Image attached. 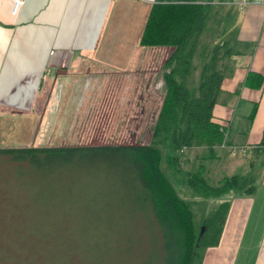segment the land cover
<instances>
[{
	"label": "trees",
	"instance_id": "1",
	"mask_svg": "<svg viewBox=\"0 0 264 264\" xmlns=\"http://www.w3.org/2000/svg\"><path fill=\"white\" fill-rule=\"evenodd\" d=\"M210 1L156 0L147 12L139 45L171 48L160 65V99L146 130L147 142L34 146L33 132L24 143L0 145V160L13 165L16 188L25 193L20 211L35 218L33 230L46 226L49 219L44 215L73 212L81 242L102 258L112 242L115 248L139 242L133 232L146 221L159 229L163 264H201L198 250L217 244L230 197L252 195L256 175L235 172L209 183L205 163L200 162L218 158L216 149L224 144V127L211 120V111L232 54L226 42L202 37ZM139 95L129 102L127 94L122 103L128 102L127 111L133 107L141 116L146 105ZM192 149L202 155L186 167ZM263 149L264 127L254 147L258 153ZM98 168L118 175L113 174L112 196L73 197L77 183L92 178ZM193 204L201 206L198 222ZM90 229L93 234L88 236ZM89 239L93 247H88Z\"/></svg>",
	"mask_w": 264,
	"mask_h": 264
},
{
	"label": "crops",
	"instance_id": "2",
	"mask_svg": "<svg viewBox=\"0 0 264 264\" xmlns=\"http://www.w3.org/2000/svg\"><path fill=\"white\" fill-rule=\"evenodd\" d=\"M211 1L202 37L213 43L226 42L232 51L211 120L224 127L225 146L220 149L229 159L235 158L229 165L249 166L251 160L254 163L264 157V149L260 153L254 150L264 127V1L251 2L243 9L231 0ZM154 3L156 0H22L12 14L9 0H0V145L4 139H29L33 132L38 134L48 116H54L53 121L61 117L68 89L80 90L86 100V93L96 90V75L111 74L105 65L114 73L128 66L123 60L136 59L132 67L142 74L139 83L144 89L146 69L171 50L138 43ZM113 59L118 60L115 65L110 63ZM76 68L84 76H75ZM158 70H152L154 76ZM160 81H154V88ZM127 82L119 76L105 84ZM73 113L79 116V111H67L68 117ZM226 146H242L247 151L230 156ZM246 233L257 235L252 255L250 246L242 243ZM201 264H264V168L252 195L230 197L218 242L204 250Z\"/></svg>",
	"mask_w": 264,
	"mask_h": 264
},
{
	"label": "rangeland",
	"instance_id": "3",
	"mask_svg": "<svg viewBox=\"0 0 264 264\" xmlns=\"http://www.w3.org/2000/svg\"><path fill=\"white\" fill-rule=\"evenodd\" d=\"M162 61L163 59H158L152 65V70L159 68L157 75L154 76L151 69H146V76L143 78L146 84L153 77H155L154 81L160 78L159 65ZM117 62L118 60L113 59L110 63L115 65ZM136 62V59L123 60L122 64L125 63L128 66L122 71L115 69L114 73L105 65V69L111 74L96 75L99 78L96 90L89 94L86 93V101H81L80 108L78 104L81 97L83 98V93L80 90L69 91L68 89L63 99L66 113L54 118V121V116H48L42 129L34 135L31 144L34 146H66L147 142L149 135L146 130L158 106L161 81L157 86L155 85V88L153 81L148 85L145 84L143 89L142 84L139 83L142 74L132 67V64ZM74 74L78 78L84 76L77 68ZM119 76L128 82L119 85L105 84L111 81V78L116 79ZM69 88L72 89V85ZM105 89L110 90L104 91ZM127 94L129 102L135 100L137 94H140L139 100L141 99L146 105L143 115L138 116L133 107H129L127 111L128 102L126 101L127 104L122 103V100L127 98ZM85 102L88 104L86 108ZM70 103L74 105L69 107ZM67 111H79V116L73 113V116L70 114L68 117ZM6 126L8 124L1 125V129H5ZM228 139L230 140L229 137ZM25 141L27 140L24 137L19 136L18 139L2 140L1 145H17ZM216 152L220 158L200 160L207 168H205L207 170L205 173L209 183H215L223 175L252 171L256 175L258 184L264 168L260 161L264 164V157L254 159L252 166L245 165L236 168L228 163L235 158L230 157L229 159L223 149H216ZM236 154L240 153L235 151L230 156ZM199 155H202L200 149H192L188 152L186 167L197 163ZM241 159H244V155ZM12 167V164L0 160V264H163L165 251L159 239V229L153 224L148 225L146 221L136 229V232H133V237H137L139 242L134 243L131 248H127L126 243L115 248V243L112 242L113 246L109 247L110 249L102 258L100 254L90 253V249H86L87 245L84 246L85 244L81 242L82 237L77 230L78 223L73 212L68 213L69 216L65 214L44 215V219H49L46 226L40 232L33 230L31 222L35 218L28 213L22 215L20 211V208L26 205L25 193L16 188L17 180L12 174ZM114 173L115 171L110 168L94 170L92 178H82V181L77 183L72 196L79 200L87 198L97 200L101 197L112 196L110 192L115 189L112 178L117 175ZM192 208L194 220L198 222L201 219V206L193 204ZM199 227L201 224L198 223L197 231ZM91 231L92 229L88 230L86 235H92ZM256 238L257 235L247 233L243 237L242 243L250 246V255L254 252ZM90 239L92 240V237ZM90 239L88 247H93ZM204 250L199 249L198 253L203 254Z\"/></svg>",
	"mask_w": 264,
	"mask_h": 264
},
{
	"label": "built area",
	"instance_id": "4",
	"mask_svg": "<svg viewBox=\"0 0 264 264\" xmlns=\"http://www.w3.org/2000/svg\"><path fill=\"white\" fill-rule=\"evenodd\" d=\"M233 4H236L240 9H243L247 4L251 3V2H261L264 0H231ZM10 2V11L11 13H15L18 8L20 7L22 0H9ZM210 3H213L212 1H210ZM49 54L52 55L54 54V51L51 49L49 50ZM222 146H225L224 144H222ZM228 147L229 153L233 154L235 151L240 152L241 154L245 153L247 151L246 148L242 147V146H226Z\"/></svg>",
	"mask_w": 264,
	"mask_h": 264
}]
</instances>
